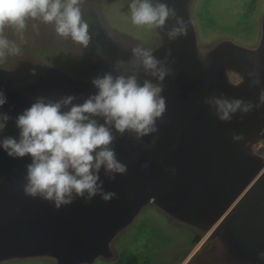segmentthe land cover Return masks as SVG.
<instances>
[{
	"label": "rangeland",
	"instance_id": "rangeland-1",
	"mask_svg": "<svg viewBox=\"0 0 264 264\" xmlns=\"http://www.w3.org/2000/svg\"><path fill=\"white\" fill-rule=\"evenodd\" d=\"M161 2L185 21L186 35L169 40L174 18L164 29L133 25L131 0H84L82 15L91 35L87 48L58 36L53 25L41 20H28L22 33L5 28L4 35L20 51L0 58V90L7 97L0 113L10 117L0 140L19 138L16 118L37 98L73 95V103H82L97 92L94 77L119 74L123 69H118V61L130 68L131 48L140 46L172 69L161 93L167 110L157 120L158 131L150 135L177 124L194 140L222 141L229 127L204 103L206 96L215 94L199 92L196 86L218 83L251 94L264 89V0ZM144 78L151 79L141 71V83ZM115 135L117 159L127 165V172L110 180L101 169L105 191L117 188L130 165L148 152L142 139ZM242 137L239 158L251 170L253 187L264 190V114L246 119ZM30 162V156L13 158L0 147V264H112L124 251L138 254L143 264H264L258 255L264 252L262 193L242 199L169 196L133 213L122 189L107 204L95 207L94 226L81 209L72 223H61L59 239L46 235L33 240L47 220L42 211L50 207L23 192ZM83 201L77 198L60 211L68 218L69 208Z\"/></svg>",
	"mask_w": 264,
	"mask_h": 264
},
{
	"label": "clouds",
	"instance_id": "clouds-1",
	"mask_svg": "<svg viewBox=\"0 0 264 264\" xmlns=\"http://www.w3.org/2000/svg\"><path fill=\"white\" fill-rule=\"evenodd\" d=\"M84 0H0V58L18 55L19 47L5 35L11 27L22 33L28 20H41L53 25L55 33L71 38L82 48H87L91 35L89 24L82 15ZM133 25L164 29L169 18L175 26L167 32L169 40L186 35L185 21L176 15L174 8L161 0H131L129 5ZM130 68L123 61L117 62L119 74L105 73L92 79L97 89L82 103H73V95L57 100L37 98L31 106L16 118L19 138L12 136L0 140V147L13 158L31 157L26 165L23 192L26 196L40 198L56 209L82 198L90 203L99 196L110 201L115 192L104 190L105 176L114 180L116 174H125L127 165L117 159L114 143L115 133L139 141L144 136L156 133L157 120L167 110L163 81L172 74V69L153 55L152 50L134 46ZM166 59V58H165ZM145 77L142 83L140 72ZM155 81V82H154ZM259 81L253 82V85ZM7 97L0 90V107ZM204 103L212 108L221 121H230L236 113L247 114L264 106V89L257 101L227 98L223 94L206 96ZM0 113V131L9 120ZM102 121V122H101ZM235 135L234 140L242 139ZM154 143V141H153ZM147 163L142 167H147ZM264 259V252H260Z\"/></svg>",
	"mask_w": 264,
	"mask_h": 264
},
{
	"label": "flooded vegetation",
	"instance_id": "flooded-vegetation-1",
	"mask_svg": "<svg viewBox=\"0 0 264 264\" xmlns=\"http://www.w3.org/2000/svg\"><path fill=\"white\" fill-rule=\"evenodd\" d=\"M257 124L260 128H263L261 124ZM245 127L246 122H244L241 128L240 134ZM178 128L181 130V134L184 138L194 144L206 143L209 146L216 144V142H209L206 138H196V140H194L192 136L189 137L185 135V133L183 134L181 126L177 124L156 135L154 138L158 139L160 136H163L165 139L170 137L173 138L176 136L175 132ZM175 146L187 147V144L185 140L184 142L175 143V145L170 148L172 152H175ZM243 147L246 148L245 145ZM241 149L242 144L239 140H236L233 144L231 154L235 157L236 161L238 160L241 173L239 177L235 176L234 171L231 168L221 167L212 162L205 163L194 179L184 181V183H175L179 177L183 174L185 175L186 172L190 171L195 166L198 158L182 160L166 156L161 150L160 143H158L155 153L159 155L162 154V157L155 155L151 163L146 167L143 180L138 183L134 182V188L128 191V193L137 197L132 205V207H134L132 209L133 213L137 212L140 208L147 206L150 202H158L160 204L162 198L169 196L182 198H188L190 196H206L216 199L218 197L240 196V199H242L262 193L261 195H263V198L261 199V202L263 204L264 190H259L258 188L253 187L254 183H251L252 179L250 178V174H252L251 170L247 168L239 158ZM137 169L138 167L134 168L132 171H136ZM93 202L94 201L92 200L91 203L93 204ZM91 203L88 204V213L90 216L89 222L90 225L94 226V208L91 206Z\"/></svg>",
	"mask_w": 264,
	"mask_h": 264
},
{
	"label": "water",
	"instance_id": "water-1",
	"mask_svg": "<svg viewBox=\"0 0 264 264\" xmlns=\"http://www.w3.org/2000/svg\"><path fill=\"white\" fill-rule=\"evenodd\" d=\"M196 89L199 92H209L214 93L215 95L219 96L223 94L227 98H241L246 101H252L256 102L258 99V94H251V93H245V92H237L227 89L226 87L215 83L212 86H205L200 87L196 86ZM255 115H263L264 114V106H261L258 109H254L253 111L244 114L243 118H241L240 113H236L232 120L230 121H221L219 120L220 124L228 126L229 131L225 138L222 141L216 142V144L209 146L206 143H198L194 144L184 138V136L181 134V130L178 128L175 132V137H170L165 139L163 136H160L158 139H155V136L147 135L142 138L143 144L147 146L148 152L141 158L140 160L135 161L133 164L130 165V170L127 173V175L124 176L123 180L120 182V184L112 190V192L116 193V196L118 193L124 189V197H125V205L131 206L134 204L135 200L137 199L136 196H133V194L128 193L129 190H132L133 183H138L143 180L146 172V167H142L143 164L147 163L150 164L153 160L154 156L162 157L161 155L155 153V149L157 148V144L160 143L161 150L163 151L164 155L171 156L177 159H188L191 158H198L197 163L195 166L186 174L179 177L175 183H184V181L192 180L197 175L198 171L201 170V168L204 166L205 163H216L220 165L221 167L231 168L234 171V174L236 177H239L241 175L240 173V167L238 160L236 161L235 157L231 154L233 144L236 140L233 139L235 135H242V132L240 134V130L246 122V119ZM232 126V131H231ZM183 131V130H182ZM184 134V133H183ZM186 142L187 147H181V146H175L176 148L175 152H172L170 148L175 145V143L179 142ZM154 141V143H153ZM138 167L136 171H132L134 168ZM109 191V190H106ZM127 196V197H126ZM93 204L91 203V206L94 208V218H95V208L100 203L101 204H107L106 201H103L99 196H96L93 198ZM36 201H34L35 203ZM39 202V201H38ZM41 203H46L47 206L50 207V209L44 210L42 212L47 213V220L45 221V224L42 225L40 228L41 231L36 234L35 237L31 238L33 240L43 238L42 236L46 237L48 235V238H57L59 239L61 231V223L66 222L68 224L72 223L71 218L76 213L77 210H86V215H88L89 219V203H85V201L82 202L81 205L73 206L69 208L68 214L69 217L67 218L65 213H62L60 209H56L51 203L48 201L40 200ZM33 210L39 212L38 208H33ZM52 213V214H51ZM95 221V220H94ZM90 223V222H89ZM32 241V240H29ZM27 242V241H26ZM16 244H19L18 241Z\"/></svg>",
	"mask_w": 264,
	"mask_h": 264
},
{
	"label": "trees",
	"instance_id": "trees-1",
	"mask_svg": "<svg viewBox=\"0 0 264 264\" xmlns=\"http://www.w3.org/2000/svg\"><path fill=\"white\" fill-rule=\"evenodd\" d=\"M112 264H143L136 253L122 252L119 258Z\"/></svg>",
	"mask_w": 264,
	"mask_h": 264
}]
</instances>
